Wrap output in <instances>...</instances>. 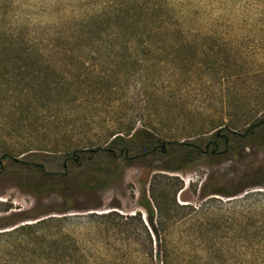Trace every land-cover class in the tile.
I'll list each match as a JSON object with an SVG mask.
<instances>
[{
	"label": "rangeland",
	"instance_id": "rangeland-1",
	"mask_svg": "<svg viewBox=\"0 0 264 264\" xmlns=\"http://www.w3.org/2000/svg\"><path fill=\"white\" fill-rule=\"evenodd\" d=\"M11 38L42 54L55 91L77 100L43 104L0 85V147L93 142L115 126L164 142L195 141L213 123L250 129L243 141L222 131L226 150L193 161L162 151L119 159L93 188L76 184L97 177L104 158L68 169L63 153L18 156L67 173L65 192L38 191L52 180L0 158V264H264V0H0V44ZM130 49L143 69L123 63ZM15 106L59 112L50 132L26 114L18 135ZM156 198L179 206L161 215Z\"/></svg>",
	"mask_w": 264,
	"mask_h": 264
},
{
	"label": "trees",
	"instance_id": "trees-1",
	"mask_svg": "<svg viewBox=\"0 0 264 264\" xmlns=\"http://www.w3.org/2000/svg\"><path fill=\"white\" fill-rule=\"evenodd\" d=\"M134 30L135 29L132 28L129 31H126L130 34L131 38L134 39L133 41L137 45L139 42L137 36L139 34L137 35L134 33ZM133 51L135 52V50L130 49L129 52L133 57L132 60L127 56H124L123 63L127 64L130 60L134 62L135 65L140 63L143 69V63L146 64V62L144 61L141 63V60H143L142 57L140 54H137V51L136 53ZM133 54H135V56ZM42 56L43 55L39 52L30 50L22 43L17 42L12 38L11 40H8L6 44H0V79H3V82H1L0 85L3 86L4 84H10L15 92L18 93L17 97L33 92L43 104H49L50 101L60 102L63 101V99H67V102L76 101V96L69 90L68 92L55 91L57 86H59V83L57 82L58 76L56 74L51 75L52 72H56H54L51 65L42 60ZM15 95L16 94H14V96ZM15 107L17 109L14 111L12 130L18 135L23 134L22 122L27 116L26 114L31 113L33 118L30 122L31 126L33 124L35 125L36 121L42 120L43 125H41V129L48 128L50 132L52 129V126H50L52 123L51 118L57 116L59 112L57 111L58 108H56V106H40L41 109L35 108L36 110H29L30 106ZM262 122H264V120L260 123ZM222 125H225V123H213L209 131H203L200 132L199 135H195L199 136L197 140L186 142H164L149 130L145 128L135 129L134 125L127 126V128H124V126H115L112 130H107L106 134H104L105 136L102 135L103 137L99 139L100 141L95 140L93 142H83L84 138L81 137V140H67L58 144L46 137L47 139H41L39 143L34 142L32 144L23 145V147L19 149V153H16L18 150H14V148L0 147V158H11L17 163L30 165L32 166V169L39 172L40 176L52 180V183L50 184H36L35 188L38 191L48 190L60 192H65L68 186L74 184L72 180L67 178V173L47 171L45 169L46 163L24 161L20 160L18 156L22 154L36 156L42 152H50L55 155L63 153V168L68 169L79 167L83 162L85 164L90 163L94 158H104L107 164H102V166L98 168L100 174L97 177L95 176V179L79 181L76 184L81 188H93L105 185L106 181L113 177L116 173V166H118L117 163L119 159L123 158L127 165H131L132 160L152 153H157V151H162L163 153L168 152L172 155L173 153H181L186 159L193 161L201 154H210L211 156L216 155L220 152L219 148L221 144H224V150H226L230 141L227 137L221 134L222 131L230 130L235 137V141L237 139L243 141L246 139L248 135L247 131L250 129H247L244 134H241L233 130L236 128L235 123H229L223 127ZM255 125L257 124H254L251 127H254ZM56 127L62 134L67 133L61 127ZM39 129L40 128H37L36 133H42V136L47 135L46 132H43L44 130ZM208 133H211L210 136L207 135ZM190 136L195 137L193 135ZM237 193H239V191L230 192V195H236ZM172 205L179 206L176 200L173 201V204L165 200L160 201L157 198L155 200V206L161 215L166 214ZM144 206L150 212V220L153 222L154 207L152 203L148 200Z\"/></svg>",
	"mask_w": 264,
	"mask_h": 264
},
{
	"label": "water",
	"instance_id": "water-1",
	"mask_svg": "<svg viewBox=\"0 0 264 264\" xmlns=\"http://www.w3.org/2000/svg\"><path fill=\"white\" fill-rule=\"evenodd\" d=\"M164 146H165V144H164ZM40 166H42V165H40Z\"/></svg>",
	"mask_w": 264,
	"mask_h": 264
}]
</instances>
